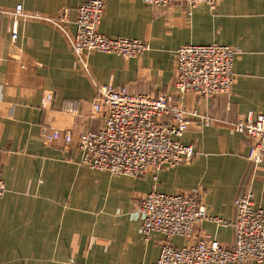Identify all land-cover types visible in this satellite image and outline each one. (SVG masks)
Listing matches in <instances>:
<instances>
[{"label": "crops", "instance_id": "crops-1", "mask_svg": "<svg viewBox=\"0 0 264 264\" xmlns=\"http://www.w3.org/2000/svg\"><path fill=\"white\" fill-rule=\"evenodd\" d=\"M89 0H0V264H152L166 237L149 240L134 216L152 190L199 192L214 220L200 224L191 240L204 235L232 247L236 198L253 192L264 209V161L248 159L253 143L233 123L249 111L264 114V0H224L216 8L183 3L152 6L143 0H103L100 32L147 42L136 57L90 51L86 69L70 36L53 22L22 17L12 37V12L66 16L76 33L79 6ZM220 43L241 50L232 91L213 98L182 94L176 86V52L187 44ZM133 93L167 95L191 116L182 141L195 148L189 162L164 167L158 179L115 175L81 162L80 134L103 126L93 103L98 85ZM207 116L209 120L204 122ZM73 134L48 142L43 129Z\"/></svg>", "mask_w": 264, "mask_h": 264}, {"label": "built area", "instance_id": "built-area-1", "mask_svg": "<svg viewBox=\"0 0 264 264\" xmlns=\"http://www.w3.org/2000/svg\"><path fill=\"white\" fill-rule=\"evenodd\" d=\"M152 6L183 3L191 9L206 5L212 9L224 0H143ZM105 10L103 0H89L78 8L76 33L71 36L66 28V16L45 18L39 14H26L22 4L12 12L14 25L12 37L18 36L22 17L53 22L70 36L72 49L87 69L85 55L90 51L136 57L148 49L145 41L128 37H110L100 32ZM241 53L239 48L212 43L187 44L176 52V86L180 93H193L213 98L232 91L235 83L234 64ZM96 114H103V126L80 134L78 147L81 162L98 171L115 175L146 176L157 180L166 166L177 167L193 159L196 151L182 137L189 129L191 116L172 103L167 95L133 93L127 87L98 85L93 103ZM204 122L209 117L203 118ZM234 128L251 137L248 159L253 166L264 161V114L249 111L233 123ZM43 137L52 142L63 139L70 144L73 134L59 129H43ZM7 192V185L0 177V197ZM236 217L231 225L235 241L227 247L204 235L196 242L175 246L174 237L191 240L196 228L206 220L220 225L227 221L209 215L199 192L168 194L152 190L143 198L134 216L142 222L141 232L146 240L159 232L166 237L159 257L152 264H264V209L257 207L253 192H243L235 200Z\"/></svg>", "mask_w": 264, "mask_h": 264}]
</instances>
